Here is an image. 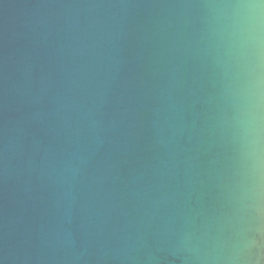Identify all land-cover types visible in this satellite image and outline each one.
<instances>
[{"label": "water", "instance_id": "1", "mask_svg": "<svg viewBox=\"0 0 264 264\" xmlns=\"http://www.w3.org/2000/svg\"><path fill=\"white\" fill-rule=\"evenodd\" d=\"M0 264H264V0H0Z\"/></svg>", "mask_w": 264, "mask_h": 264}]
</instances>
